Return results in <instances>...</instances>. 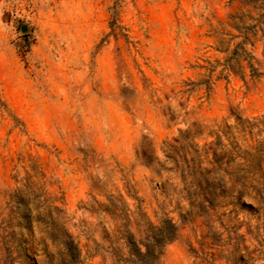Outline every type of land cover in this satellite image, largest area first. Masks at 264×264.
<instances>
[{
    "label": "rangeland",
    "instance_id": "1",
    "mask_svg": "<svg viewBox=\"0 0 264 264\" xmlns=\"http://www.w3.org/2000/svg\"><path fill=\"white\" fill-rule=\"evenodd\" d=\"M240 11L0 0V264L27 181L56 201L83 264L127 258L123 230L144 241L164 219L178 233L156 264H264V41L245 46L251 78L232 55ZM30 240H46L36 223Z\"/></svg>",
    "mask_w": 264,
    "mask_h": 264
},
{
    "label": "trees",
    "instance_id": "2",
    "mask_svg": "<svg viewBox=\"0 0 264 264\" xmlns=\"http://www.w3.org/2000/svg\"><path fill=\"white\" fill-rule=\"evenodd\" d=\"M245 9L229 18L234 22L233 27L238 31L241 41L235 45L233 59L248 61L250 77H260L253 64L250 63L252 57L246 52V44L254 45L257 34L260 32L264 41V0H228V5L233 3ZM28 189L27 194L16 190L8 202L9 215L4 227L5 231L10 230L8 239L4 243L5 256L4 264H83L81 251L73 237L67 232L59 218L62 210L55 206V200L46 198V192L38 189L39 194H35L31 184L24 186ZM42 197L44 199L42 200ZM106 212H109L105 210ZM41 226L46 235V240L51 242L56 250L49 252L46 240L36 242L35 246L30 240L32 224ZM16 229L18 232H15ZM23 230L26 234L24 241L20 239ZM177 227L171 220L164 219L161 225L153 228L144 241H136L128 229L123 230L121 237L123 244L128 249L127 258L114 261L112 264H156L162 253L163 247L176 239ZM143 245L144 250L139 247ZM41 248V249H40ZM40 251V253H38Z\"/></svg>",
    "mask_w": 264,
    "mask_h": 264
}]
</instances>
